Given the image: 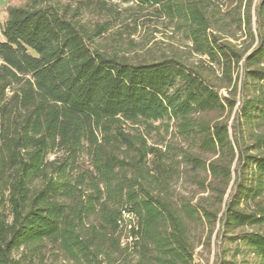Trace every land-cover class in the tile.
Wrapping results in <instances>:
<instances>
[{"label": "trees", "instance_id": "16d2710c", "mask_svg": "<svg viewBox=\"0 0 264 264\" xmlns=\"http://www.w3.org/2000/svg\"><path fill=\"white\" fill-rule=\"evenodd\" d=\"M120 5L176 47L129 55ZM199 244L264 264V0L10 5L0 264H203Z\"/></svg>", "mask_w": 264, "mask_h": 264}, {"label": "rangeland", "instance_id": "374dc122", "mask_svg": "<svg viewBox=\"0 0 264 264\" xmlns=\"http://www.w3.org/2000/svg\"><path fill=\"white\" fill-rule=\"evenodd\" d=\"M115 1V0H113ZM20 0H0V21H3L7 17V10L10 5L19 4ZM125 10L124 17L125 21L119 23V28H123L125 24H130V29L133 31L131 38L136 43V46L131 50L129 55L134 54H155L159 55L164 51L170 52L172 48L178 44V38L176 37L173 28L169 23L155 18L148 11H137L136 9H129L128 5H120ZM181 48L186 46L181 45ZM160 121L155 124H159ZM160 130H155L152 133L153 138L158 137ZM163 134V133H162ZM152 140V139H151ZM197 236V235H196ZM197 241V237H196ZM204 254V259L202 258ZM214 245L212 253L205 250L203 245L199 244L196 248L195 259L197 262L206 263L205 258L210 259V264L214 260ZM55 264H68L64 261L55 262ZM207 264V263H206Z\"/></svg>", "mask_w": 264, "mask_h": 264}]
</instances>
